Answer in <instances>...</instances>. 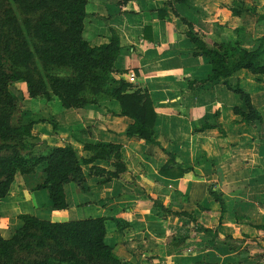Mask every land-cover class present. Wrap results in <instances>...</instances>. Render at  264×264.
<instances>
[{
    "label": "crops",
    "instance_id": "crops-1",
    "mask_svg": "<svg viewBox=\"0 0 264 264\" xmlns=\"http://www.w3.org/2000/svg\"><path fill=\"white\" fill-rule=\"evenodd\" d=\"M257 2L88 0L84 38L95 46L109 42L113 30L119 34L118 76L131 82L129 74L134 73L132 83L148 89L160 145L129 138L125 132L133 120L115 115L121 111L115 100L57 110L64 120H46L43 114L41 120L33 119L36 141L72 144L84 156L91 155L84 150L86 143H121L128 171L106 180L90 175L91 166H84L82 187L64 185L69 204L64 210L53 208L48 189H37L46 179V163L33 173L18 172L0 200L2 236L12 237L23 225L21 214L58 222L105 216L106 242L125 264H264V120L246 122L236 114L235 107L247 109L245 101L225 83L248 92L264 115V76L241 69L226 79L206 81L212 64L196 54L182 20L210 47L237 37L243 48L253 50L264 36V1ZM22 91L27 103L43 101L47 108L61 104L58 98H30ZM206 123L218 126L201 130ZM167 153H175L193 170L177 179L160 175ZM96 164L115 169L111 160ZM210 185L222 195L224 212ZM154 200L193 218L167 213ZM197 225L213 234L197 230Z\"/></svg>",
    "mask_w": 264,
    "mask_h": 264
},
{
    "label": "trees",
    "instance_id": "trees-1",
    "mask_svg": "<svg viewBox=\"0 0 264 264\" xmlns=\"http://www.w3.org/2000/svg\"><path fill=\"white\" fill-rule=\"evenodd\" d=\"M87 5L88 0H0V200L8 195L18 172L33 173L42 163H46V179L37 189L49 190L55 210L69 207L66 183L83 186L84 166H91L90 175L106 180L120 178L128 171L121 143H86L84 150L91 152L90 156L82 155L72 144L41 146L33 134L36 121L15 120L22 111L25 95L22 91L14 94L13 83L24 82L30 98H58L66 109L115 100L121 107L115 115L133 120L125 134L160 145L154 129L157 113L148 89L118 76L122 74L115 65L121 50L119 34L113 30L109 42L95 46L84 38ZM182 20L188 24L187 35L196 44V54L207 56L212 64L206 81L226 79L241 69L264 76V36L253 50L243 48L237 37L210 47L202 34L194 32L191 23ZM225 83L245 101L247 109L235 107L236 114L246 122L264 120L248 92ZM216 126L206 123L201 130ZM167 155L160 175L177 179L193 170L184 167L175 153ZM100 160H111L115 169L97 165ZM209 192L224 212L222 195L212 185ZM154 204L167 213L193 218L190 213L173 211L158 200ZM20 218L23 225L12 237L4 238L0 233V264H125L106 242L105 216L62 222L31 214H21ZM196 229L213 234L212 229L202 225Z\"/></svg>",
    "mask_w": 264,
    "mask_h": 264
},
{
    "label": "rangeland",
    "instance_id": "rangeland-1",
    "mask_svg": "<svg viewBox=\"0 0 264 264\" xmlns=\"http://www.w3.org/2000/svg\"><path fill=\"white\" fill-rule=\"evenodd\" d=\"M252 1H253L254 4L257 1L261 2V0H252ZM263 62H264V58H263ZM22 89H26V84L25 83L16 82V83H13L11 85V91L14 94H18L20 91H22ZM26 96H28L27 89H26ZM57 110H59V112L62 113L63 111H65L67 109L64 108L62 106V104H60V103H59V106L56 103H52L48 108H47V105L45 104V102H43V101L42 102L41 101H38V102L37 101L36 102L33 101V103H31V101H29L27 103V102H25V98H24V101H23V104H22V111H21V113L18 116L15 117V120H33V119L34 120H41L42 119V114L45 115V116H48V118L46 120H64L66 116H64V115L61 116L58 113ZM51 111L55 112V113L52 114V115H49V114H51L50 113ZM68 119L69 120H73L72 117H68ZM36 142H38V141H36ZM38 143H40V142H38ZM40 144H41V146L44 145L42 143H40Z\"/></svg>",
    "mask_w": 264,
    "mask_h": 264
},
{
    "label": "built area",
    "instance_id": "built-area-1",
    "mask_svg": "<svg viewBox=\"0 0 264 264\" xmlns=\"http://www.w3.org/2000/svg\"><path fill=\"white\" fill-rule=\"evenodd\" d=\"M135 79H136L135 74H134V73H130V74H129V80H130L131 82H134Z\"/></svg>",
    "mask_w": 264,
    "mask_h": 264
}]
</instances>
